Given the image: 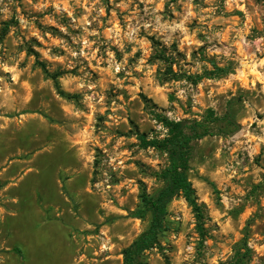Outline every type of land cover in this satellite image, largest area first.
<instances>
[{
	"label": "rangeland",
	"instance_id": "rangeland-1",
	"mask_svg": "<svg viewBox=\"0 0 264 264\" xmlns=\"http://www.w3.org/2000/svg\"><path fill=\"white\" fill-rule=\"evenodd\" d=\"M159 116L209 130L188 171L205 238L177 197L147 264H264V1L0 0V264H122L163 187L139 140Z\"/></svg>",
	"mask_w": 264,
	"mask_h": 264
},
{
	"label": "trees",
	"instance_id": "trees-1",
	"mask_svg": "<svg viewBox=\"0 0 264 264\" xmlns=\"http://www.w3.org/2000/svg\"><path fill=\"white\" fill-rule=\"evenodd\" d=\"M155 59L166 62V72L170 75V78L174 80L178 79V75L173 72L171 63L168 62V58L164 53H160ZM38 64L45 76L54 82L61 97L65 99H72L74 97L66 94L59 88L57 79L60 77V73H49L44 64ZM215 71L224 72L223 69L217 66H215ZM197 78L199 79L200 76ZM191 81L196 83L195 78ZM208 118L212 122L220 120L211 112L208 113ZM159 119L167 129V135L163 139L154 138L151 140H147L144 135H139V140L143 147H152L167 154L168 165L158 175L163 180V187L154 196L147 194L144 189L142 190L140 194V207L132 215L141 220L149 217L148 227L129 246L122 250V264H147L145 252L159 246L161 236L166 227L168 205L177 197H182L185 200L196 220L198 235L202 241L205 238L203 208L197 201L189 180L188 171L190 169L193 141L208 135L209 130L202 127L203 125L196 120L170 121L160 116ZM246 257V255L237 250L230 264H246Z\"/></svg>",
	"mask_w": 264,
	"mask_h": 264
}]
</instances>
